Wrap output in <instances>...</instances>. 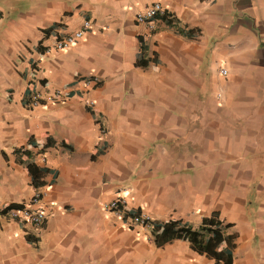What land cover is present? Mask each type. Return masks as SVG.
<instances>
[{"label": "crops", "instance_id": "0c3cea01", "mask_svg": "<svg viewBox=\"0 0 264 264\" xmlns=\"http://www.w3.org/2000/svg\"><path fill=\"white\" fill-rule=\"evenodd\" d=\"M154 2L171 25L136 22ZM0 13V203L39 191L46 215L0 219V264H214L105 210L117 197L194 227L216 211L232 264H264V0H0ZM19 148L49 169L39 187Z\"/></svg>", "mask_w": 264, "mask_h": 264}, {"label": "trees", "instance_id": "16d2710c", "mask_svg": "<svg viewBox=\"0 0 264 264\" xmlns=\"http://www.w3.org/2000/svg\"><path fill=\"white\" fill-rule=\"evenodd\" d=\"M164 20L171 25L173 23L168 14L162 16ZM177 32L180 35L192 38L199 29H186L177 27ZM140 50L137 56L136 65L145 67L148 65V59L143 56L145 52V45L141 38ZM16 159L23 163L31 176L32 184L39 187L40 183L36 176L39 172H48L47 167H40L30 160V152L22 148L15 149ZM26 156L23 159L22 156ZM9 206H21V204H9ZM139 212V211H133ZM131 213V212H130ZM152 221V220H151ZM225 225L220 219L218 212L214 211L209 216L202 218V222L197 227L192 226L182 220H167V221H152L151 233L154 242L157 245H162L174 239H182L190 242L191 248L199 254H205L214 260V264H232L233 249L235 247V234H227Z\"/></svg>", "mask_w": 264, "mask_h": 264}, {"label": "built area", "instance_id": "2783aa9c", "mask_svg": "<svg viewBox=\"0 0 264 264\" xmlns=\"http://www.w3.org/2000/svg\"><path fill=\"white\" fill-rule=\"evenodd\" d=\"M165 14L166 10L162 4L160 2H154L147 6L142 12L137 13L135 20L138 23H146L150 22L156 17H162ZM89 26V21H84L81 30L67 34L64 37L57 39L52 47L49 46L45 49V52L50 53L51 51H59L74 44L77 40L83 38V31L88 29ZM220 73L225 75L226 70L221 69ZM56 94H60L59 91ZM40 96L41 95L37 92L33 93L30 99L31 105L35 106L39 104ZM89 103L92 104V102ZM99 129L101 132L104 131L102 126H100ZM41 196L42 192H35L30 203L27 205L21 204V206H9V204L4 205L0 203V219L7 218L11 220L26 221L35 227H41L45 221L46 215L41 208H33L31 206V203H38L41 199ZM125 204L124 198L117 197L104 203V209L112 212L118 217H123L128 226H140L146 229H152V221L149 219V217L141 212H128L125 209Z\"/></svg>", "mask_w": 264, "mask_h": 264}]
</instances>
